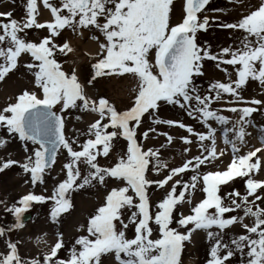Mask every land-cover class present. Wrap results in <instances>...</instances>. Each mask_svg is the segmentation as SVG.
Segmentation results:
<instances>
[{
  "label": "snow or ice",
  "instance_id": "1",
  "mask_svg": "<svg viewBox=\"0 0 264 264\" xmlns=\"http://www.w3.org/2000/svg\"><path fill=\"white\" fill-rule=\"evenodd\" d=\"M20 7L21 19L0 12V84L23 85L0 107V174L19 168L31 190L0 199V264H183L198 231L207 264H264V0ZM214 29L230 43L208 40ZM125 82L117 102L108 88ZM86 191L99 202L79 235L56 230L22 253L26 213L47 206L59 229Z\"/></svg>",
  "mask_w": 264,
  "mask_h": 264
},
{
  "label": "rangeland",
  "instance_id": "2",
  "mask_svg": "<svg viewBox=\"0 0 264 264\" xmlns=\"http://www.w3.org/2000/svg\"><path fill=\"white\" fill-rule=\"evenodd\" d=\"M226 3V0H213V6L214 7H223ZM21 0H16L15 4L9 3V0H0V12L13 10L14 11V17L17 19H21L23 16V9L20 7ZM177 15H179V9L177 10ZM43 19H46L45 16L42 17ZM43 34V33H41ZM208 40H210L214 45H224L226 46L230 41L227 39L226 32L214 29L212 33L208 36ZM85 43V42H84ZM81 48V47H80ZM82 55V53H81ZM208 75L210 77H214L217 79H222V74L218 72V70H214L209 68L208 69ZM20 78L14 77L12 80L8 81L7 84H0V107H2L7 98L11 95H13L15 92H17L23 85L19 82ZM206 82V81H202ZM128 87L127 82H125L124 85H114L108 88V93L111 95L117 102L123 100L127 101V91L126 88ZM123 88V90H121ZM258 86L255 85L253 82L252 86L249 88V92L246 93V95H252L255 96L257 94ZM167 116H172V113L165 114ZM259 119H264V117H260ZM191 123V121H188ZM78 127H83V125H78ZM252 143L259 146L258 139L253 140ZM14 147V158L19 159L21 156V150L17 146ZM175 152H179V147L177 146L176 149H174ZM171 159V157H169ZM61 159V163H62ZM227 158H225V163H227ZM60 164L56 165V171L53 172V175H56L59 172ZM21 170L19 168H14L12 170H8L7 174H0V199H7L9 201V204L14 202L18 197L21 195L27 193L30 189L29 185L24 184V180L26 177H23L20 175ZM60 179H63L61 176ZM54 181L51 179V177L48 178V187L51 189ZM237 186L239 187V182H237ZM37 194L41 192V188L35 189ZM243 191V189H241ZM159 193H157L153 199L156 200L159 197ZM198 194V198H199ZM83 198L86 200V196H82L81 194H76L74 197V204L75 208L72 211L71 215L65 214L67 216V219L62 218L63 223L60 226L59 229H56L55 226H52L48 223L46 219L47 215V206H37L32 211L28 212L31 214V218L29 221L25 223L26 227L24 230L21 231L19 238L23 242L32 241L34 244H36L37 238L41 239L43 241L44 239H47L49 242H52L54 239L53 233L56 230L62 231L65 235V239L69 240L72 237H75L79 235L77 233L76 229L81 224L73 225V231L69 234H67L64 231V226L66 224V221L70 220L74 217V213L76 211L79 198ZM91 204V203H90ZM93 205V204H92ZM76 217V216H75ZM74 217V218H75ZM7 220H11V217H7ZM86 221H84L85 223ZM6 223V214L3 212V206H0V225H4ZM233 231L235 233H240L242 230L239 226H236ZM47 232L48 236L44 237L43 233ZM17 238L16 236H13V239ZM43 244V243H42ZM44 246V245H43ZM2 247V245H0ZM39 250V249H38ZM35 251L33 253L38 252ZM209 251V244L206 240V234L202 231H198L195 233L192 237V241L190 244H187V247L185 249V252L182 255L183 264H187L189 261H193L194 264H207V254ZM22 253H30L22 250Z\"/></svg>",
  "mask_w": 264,
  "mask_h": 264
},
{
  "label": "bare ground",
  "instance_id": "3",
  "mask_svg": "<svg viewBox=\"0 0 264 264\" xmlns=\"http://www.w3.org/2000/svg\"><path fill=\"white\" fill-rule=\"evenodd\" d=\"M44 16L47 19L46 12ZM79 46L81 47L82 51H89L93 53L95 52V44L91 42L90 40L87 41L85 44L81 43ZM121 90H123V88H121ZM81 195L86 196V200H84L81 197L79 198L78 205L74 213V217L75 216L76 217L75 218L73 217L70 220L66 221V224L64 226V231L67 234L73 231V225L84 223V221H86V217L88 216V214H90L94 210V208L97 206V203L99 202L97 195L93 191H86V192H83V194ZM27 221H24V223H26ZM39 247L43 248L44 246L41 243ZM22 250L33 253L38 250V247L36 244H34V242L28 240L27 242H23ZM187 264H194V262L189 261Z\"/></svg>",
  "mask_w": 264,
  "mask_h": 264
},
{
  "label": "water",
  "instance_id": "4",
  "mask_svg": "<svg viewBox=\"0 0 264 264\" xmlns=\"http://www.w3.org/2000/svg\"><path fill=\"white\" fill-rule=\"evenodd\" d=\"M26 219V218H25Z\"/></svg>",
  "mask_w": 264,
  "mask_h": 264
}]
</instances>
